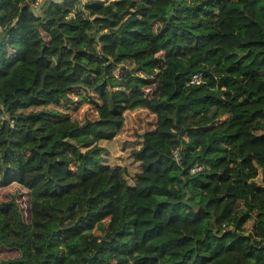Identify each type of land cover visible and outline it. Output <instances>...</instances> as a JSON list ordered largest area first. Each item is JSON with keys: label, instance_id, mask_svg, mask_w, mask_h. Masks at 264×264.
Here are the masks:
<instances>
[{"label": "trees", "instance_id": "1", "mask_svg": "<svg viewBox=\"0 0 264 264\" xmlns=\"http://www.w3.org/2000/svg\"><path fill=\"white\" fill-rule=\"evenodd\" d=\"M33 1L0 0V264H264V0Z\"/></svg>", "mask_w": 264, "mask_h": 264}, {"label": "rangeland", "instance_id": "2", "mask_svg": "<svg viewBox=\"0 0 264 264\" xmlns=\"http://www.w3.org/2000/svg\"><path fill=\"white\" fill-rule=\"evenodd\" d=\"M262 49H263V56H264V47ZM82 110H83V106H81L80 109L76 111L78 115H82ZM151 119H152V116L146 113V111L144 110H136V111L130 112L127 116V122L122 131L121 137L126 138V139L132 138L135 135L134 130L142 128L146 124V122L151 121ZM236 127H237L236 125H229V128L231 130L235 129ZM226 128H227L226 126H221V127H218L216 131L222 132ZM114 143L116 144V146H119L120 143L122 142L120 139H116ZM9 189L13 190L14 187H10ZM17 197L19 199L20 205L22 206L24 215H28L29 213H28L27 194L24 191L18 189ZM71 198L72 197L70 196H66L65 201L68 202L69 200H71ZM246 224H249V222Z\"/></svg>", "mask_w": 264, "mask_h": 264}, {"label": "built area", "instance_id": "3", "mask_svg": "<svg viewBox=\"0 0 264 264\" xmlns=\"http://www.w3.org/2000/svg\"><path fill=\"white\" fill-rule=\"evenodd\" d=\"M40 2L41 0H34L32 4L33 6L37 7L40 4ZM200 78H201V75L196 72L191 76L190 82H198L200 81ZM201 168H202L201 165H198V164H194L191 167L193 171L200 170Z\"/></svg>", "mask_w": 264, "mask_h": 264}, {"label": "crops", "instance_id": "4", "mask_svg": "<svg viewBox=\"0 0 264 264\" xmlns=\"http://www.w3.org/2000/svg\"><path fill=\"white\" fill-rule=\"evenodd\" d=\"M82 1H84V0H82Z\"/></svg>", "mask_w": 264, "mask_h": 264}]
</instances>
